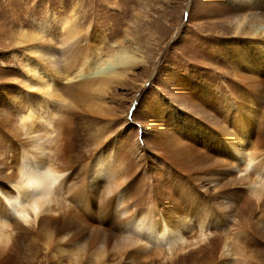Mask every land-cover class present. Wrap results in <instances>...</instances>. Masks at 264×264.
I'll list each match as a JSON object with an SVG mask.
<instances>
[{
    "label": "bare ground",
    "instance_id": "bare-ground-1",
    "mask_svg": "<svg viewBox=\"0 0 264 264\" xmlns=\"http://www.w3.org/2000/svg\"><path fill=\"white\" fill-rule=\"evenodd\" d=\"M74 16L19 27L0 52L17 66L0 74V264H261L264 20L229 22L242 43L224 49L234 97L197 65L167 72L170 97L145 105L158 145L148 160L132 127L105 133L108 90L147 57Z\"/></svg>",
    "mask_w": 264,
    "mask_h": 264
},
{
    "label": "rangeland",
    "instance_id": "rangeland-1",
    "mask_svg": "<svg viewBox=\"0 0 264 264\" xmlns=\"http://www.w3.org/2000/svg\"><path fill=\"white\" fill-rule=\"evenodd\" d=\"M69 14L75 15L74 20L84 30L96 28L110 43L126 38L125 42L130 47L147 57V68H136L130 77L108 90L105 106L116 117L105 133L114 132L121 124L132 127L130 141L139 143L149 160L158 145L150 140L155 121L149 118L151 111L145 105L151 98L170 97L169 88L163 82L169 78L167 72L188 75L190 67L197 65L202 69L199 73L207 75V82L220 78L226 86V93L234 97L239 89L229 69L231 55H225L230 50L224 49H227V39L233 38L238 44L242 43L241 36H236L229 22L244 17L245 20H264V0H0V40L5 47L0 43V52H9L8 47L13 44L19 27L44 30L39 26L41 20L52 22L56 27L57 20H63ZM6 21L8 23L4 24ZM8 42L10 45H7ZM54 43L52 47L60 45L57 39ZM13 68L17 66L11 58L0 57V74L15 73ZM148 74L152 76L150 82L139 88L138 85ZM263 98L264 94L259 95L257 102L264 104ZM135 100L136 103L133 102ZM106 115H102L103 118ZM103 123L98 126H103ZM212 193L209 191L206 196ZM220 195L224 196L223 193ZM224 229L221 232L225 233ZM231 229L234 231L235 227L231 226ZM96 233L102 234L99 230ZM101 239L97 236L93 247H98ZM245 249L260 254L253 247L246 246ZM148 255L140 260L155 258L151 253ZM211 262L208 264H217Z\"/></svg>",
    "mask_w": 264,
    "mask_h": 264
}]
</instances>
